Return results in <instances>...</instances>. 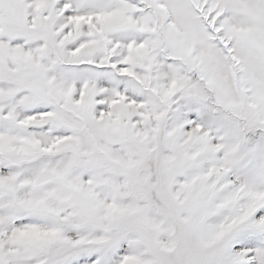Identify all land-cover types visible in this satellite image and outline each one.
<instances>
[{
  "label": "snow or ice",
  "instance_id": "obj_1",
  "mask_svg": "<svg viewBox=\"0 0 264 264\" xmlns=\"http://www.w3.org/2000/svg\"><path fill=\"white\" fill-rule=\"evenodd\" d=\"M0 264H264V0H0Z\"/></svg>",
  "mask_w": 264,
  "mask_h": 264
}]
</instances>
